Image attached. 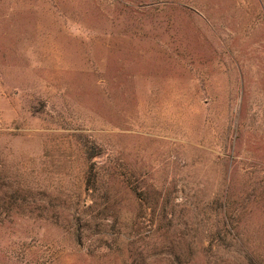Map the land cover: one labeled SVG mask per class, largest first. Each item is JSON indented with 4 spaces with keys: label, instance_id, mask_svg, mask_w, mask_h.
<instances>
[{
    "label": "rangeland",
    "instance_id": "374dc122",
    "mask_svg": "<svg viewBox=\"0 0 264 264\" xmlns=\"http://www.w3.org/2000/svg\"><path fill=\"white\" fill-rule=\"evenodd\" d=\"M0 264H264V0H0Z\"/></svg>",
    "mask_w": 264,
    "mask_h": 264
}]
</instances>
